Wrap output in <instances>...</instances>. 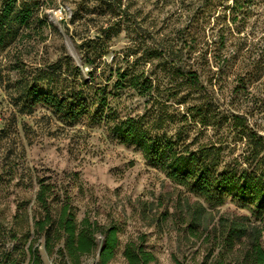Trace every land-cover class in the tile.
Masks as SVG:
<instances>
[{
  "label": "rangeland",
  "instance_id": "374dc122",
  "mask_svg": "<svg viewBox=\"0 0 264 264\" xmlns=\"http://www.w3.org/2000/svg\"><path fill=\"white\" fill-rule=\"evenodd\" d=\"M201 1L0 0V10L9 2L29 12L14 25V40L0 44V264H32L25 252L36 236L20 232L22 214L36 209L35 179L71 200L77 222L116 225L119 246L107 264H127L125 244L140 240L155 257L148 264L200 263L219 216L250 215L251 206L227 196L203 204L204 233L187 231L198 198L111 131L113 118L143 116L158 136L179 137L190 149L214 145L222 164L264 170L232 125L243 115L264 136V0L240 32L215 16L189 26ZM186 64L199 74L198 90L176 72ZM41 71L52 80L36 82L38 90L78 96L88 112L72 122L41 104L26 113L24 88ZM35 246L41 264H53L43 244Z\"/></svg>",
  "mask_w": 264,
  "mask_h": 264
},
{
  "label": "trees",
  "instance_id": "16d2710c",
  "mask_svg": "<svg viewBox=\"0 0 264 264\" xmlns=\"http://www.w3.org/2000/svg\"><path fill=\"white\" fill-rule=\"evenodd\" d=\"M259 1L202 0L199 8L188 16L187 23L191 26L195 19L208 20L215 16V20L228 21L225 30L240 32L241 25L254 12L258 15L255 9ZM28 17V10H15L13 4L7 2L0 10V44L11 43L15 37L14 25L25 24ZM176 72L190 88L199 89V74L191 66L181 65ZM51 76L41 71L32 84L25 86L24 111L31 113L34 106L41 104L71 122L86 114L88 106L78 96L38 90L36 82L51 81ZM201 119L205 124V114L201 115ZM111 121V131L122 143L137 147L144 158L149 159L169 180L198 198L196 203L200 207L187 214V231L196 234L202 227V234L208 229L201 222L203 204L217 206L227 196H232L252 208L250 215L218 217L206 235H211L213 242L205 260L200 263L176 260L175 264H264V244L261 241L264 237V170H238L229 164H222L220 149L214 145L190 149L189 145L181 144L179 137L173 140L158 136L143 116L113 118ZM232 125L246 135L251 145V162H256L257 167L264 166V136L253 131L243 115H233ZM35 184L33 204L36 209L31 214L27 211L22 214L20 232L24 238L29 237L31 230L36 236L25 252L32 264H41L34 241H38V245L43 244L46 254L52 256L53 264H82L89 257H96L97 264L109 263L119 246L116 225H99L86 217L77 222L76 209L67 196L61 197L55 186L44 180L35 179ZM15 218H18L17 214L13 220ZM97 233L101 235L100 242L96 239ZM122 254L127 264H148L155 260L153 253L144 248L143 240L127 242ZM212 254L214 256L208 261Z\"/></svg>",
  "mask_w": 264,
  "mask_h": 264
}]
</instances>
